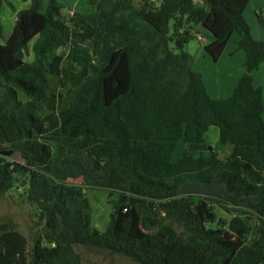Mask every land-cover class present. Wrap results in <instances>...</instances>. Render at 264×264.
<instances>
[{
  "label": "trees",
  "instance_id": "16d2710c",
  "mask_svg": "<svg viewBox=\"0 0 264 264\" xmlns=\"http://www.w3.org/2000/svg\"><path fill=\"white\" fill-rule=\"evenodd\" d=\"M133 1L92 4L105 20ZM249 1L138 0L119 28L131 16L141 27L88 78L104 23L64 15L58 0H21L19 11L0 0V11L5 4L15 13L7 38L0 25V151L20 145L24 161L0 157V194L20 183L43 226L30 255L21 234L0 231V264H80L76 246L136 264H264V102L252 77L264 43L244 17ZM196 28L210 39L204 51L213 62L232 35L245 55L227 98H212L192 69L186 47ZM68 31L79 43L99 34L94 52L65 62L58 51ZM57 87L66 89V107ZM211 127L230 147L222 159L207 144ZM178 143L185 148L174 160ZM52 144L65 154L54 155ZM79 178L118 196L104 232L92 226L84 189L67 183ZM213 204L255 216L258 237L247 243L246 231L232 238L214 228Z\"/></svg>",
  "mask_w": 264,
  "mask_h": 264
},
{
  "label": "rangeland",
  "instance_id": "374dc122",
  "mask_svg": "<svg viewBox=\"0 0 264 264\" xmlns=\"http://www.w3.org/2000/svg\"><path fill=\"white\" fill-rule=\"evenodd\" d=\"M99 1L100 0H91L87 3L85 2L86 7L93 9L92 13L88 14V16L96 15L95 13H97V10L92 3ZM20 2L21 0H12L11 2L13 7L18 9H16V11L24 9L20 8ZM58 2L63 5L62 13L67 15L69 13V6L66 5L68 0H58ZM11 17H13L14 20L15 14H13L12 10L4 4L0 11V25L3 30L4 38H7L11 32V26H9ZM200 30L201 29L198 28L195 29V31L201 36L203 40V31ZM198 31H200V33ZM202 40H197L194 38L186 47V51L192 57H196V61H198L197 52L201 49L202 42H204ZM57 90L64 97L60 106L62 108L66 107V89L58 88ZM211 130L217 133L216 128H212ZM212 131L207 134V141L211 146L214 147V150L217 152L219 158L222 159L224 155L227 154L229 147L219 146L215 141L216 135H213ZM19 148L20 145L15 149L5 146V149L0 151V157H2L5 161L24 165ZM51 148L54 155L63 156L65 154L64 152H58L57 147L53 144L51 145ZM184 148L185 147L182 143H178L173 153L174 160H177L181 156ZM67 183L80 186L84 189L85 197L92 208V226L96 230L104 232L109 222V215L111 212L110 202L115 200L118 196L114 195L109 197L107 190L101 188L85 187L83 185L82 179L80 178L68 179ZM23 193L24 189L19 183L8 192L0 194V231L3 229H13L21 234L27 242V253L30 255L35 240L43 234V226L38 219L37 209L35 206L26 202ZM210 209L213 213L212 226L214 228L225 232L232 238H235L238 233L246 231L247 233L245 238L247 243H251L258 237L260 228L259 221L255 216L246 213L244 209L235 208L230 205L220 206L217 204L211 205ZM175 229L177 232L182 231L179 227H175ZM74 252L79 256L80 264H136L125 257L111 255L108 252L97 250L92 247L76 246L74 247Z\"/></svg>",
  "mask_w": 264,
  "mask_h": 264
},
{
  "label": "crops",
  "instance_id": "0c3cea01",
  "mask_svg": "<svg viewBox=\"0 0 264 264\" xmlns=\"http://www.w3.org/2000/svg\"><path fill=\"white\" fill-rule=\"evenodd\" d=\"M10 1L12 2V0ZM88 1L91 0H68L66 5L69 6V13L78 12L84 16H88V14H91L93 11V9L86 7L85 2L87 3ZM100 1L110 3L112 0ZM20 3V8H25L27 6V3ZM138 3V0H135L132 5H123L114 16L105 20L101 12H97L95 13L96 15L90 16L88 23L92 27L98 28L102 23H104V33L103 43L98 46L96 57L89 65L88 78L95 77L97 73L107 65L112 54L118 49L124 47L129 42L133 34L141 27L142 22L135 16H131L128 20L126 28L123 30L119 28L121 20L129 16L133 7L137 6ZM13 14L15 13L13 12ZM260 14L261 19L264 20V0H250L244 10V17L249 25L253 37L264 43V24H260L258 20V15ZM14 23L15 17L14 20L13 17H11L9 22L11 30ZM200 31L198 32L200 33ZM66 36L67 44L66 46L60 48L58 53L63 56L64 61L70 63V57L72 55L87 56L92 54L94 52L99 34H96L94 37L84 41L83 43H79L77 41V34L75 32L68 31ZM202 41L201 49L197 52L198 61H196V57H192V69L202 75L207 92L212 98H227L232 94L239 77L245 72L243 67L245 55L242 51H236V35H232L221 57L217 62H213L204 51V46L210 42V39L204 36ZM252 77L254 85L262 89L264 102V65H261L258 70L254 71L252 73ZM262 118L264 120V113L262 114ZM212 128L215 127H211L207 134L212 131ZM212 134L216 135L215 141L218 143V129L217 133L212 131ZM207 144L210 145L208 141ZM211 147L214 148L213 146ZM229 151L230 147L227 153H229Z\"/></svg>",
  "mask_w": 264,
  "mask_h": 264
},
{
  "label": "built area",
  "instance_id": "2783aa9c",
  "mask_svg": "<svg viewBox=\"0 0 264 264\" xmlns=\"http://www.w3.org/2000/svg\"><path fill=\"white\" fill-rule=\"evenodd\" d=\"M152 2H158V0H151ZM194 3L197 1V0H192ZM192 35L197 39V40H202L201 36L196 32H193ZM53 246V244L51 245Z\"/></svg>",
  "mask_w": 264,
  "mask_h": 264
}]
</instances>
